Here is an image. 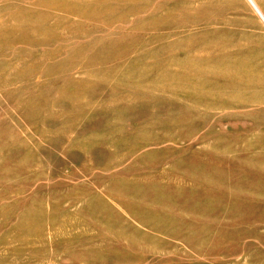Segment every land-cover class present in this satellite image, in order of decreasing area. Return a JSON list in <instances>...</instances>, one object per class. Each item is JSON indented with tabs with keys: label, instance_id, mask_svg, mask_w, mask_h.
I'll return each instance as SVG.
<instances>
[{
	"label": "rangeland",
	"instance_id": "rangeland-1",
	"mask_svg": "<svg viewBox=\"0 0 264 264\" xmlns=\"http://www.w3.org/2000/svg\"><path fill=\"white\" fill-rule=\"evenodd\" d=\"M0 264H264L247 0H0Z\"/></svg>",
	"mask_w": 264,
	"mask_h": 264
},
{
	"label": "bare ground",
	"instance_id": "bare-ground-1",
	"mask_svg": "<svg viewBox=\"0 0 264 264\" xmlns=\"http://www.w3.org/2000/svg\"><path fill=\"white\" fill-rule=\"evenodd\" d=\"M247 1L253 6V8L257 11L262 21L264 22V14L263 11L260 9L257 1L256 0H247Z\"/></svg>",
	"mask_w": 264,
	"mask_h": 264
}]
</instances>
